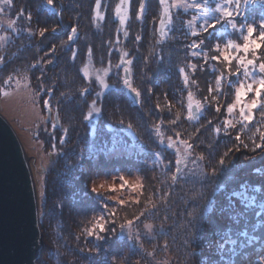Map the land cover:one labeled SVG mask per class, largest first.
<instances>
[{"label":"trees","instance_id":"1","mask_svg":"<svg viewBox=\"0 0 264 264\" xmlns=\"http://www.w3.org/2000/svg\"><path fill=\"white\" fill-rule=\"evenodd\" d=\"M114 1L101 0L100 16L95 15L96 0L0 3L2 14L13 20L10 37L0 45V86L10 76L27 75L42 111L47 99L58 119L51 125L43 121L38 135L46 149H57V156L44 171L38 202L43 249L37 264H150L157 253L170 254L177 264H253L264 256V148L252 151L253 142L264 144V110L254 109L251 122L224 124L237 64L211 59L223 40L216 30L221 21L201 34L200 19L193 31L185 24L191 12L178 9L182 17L175 16L167 34H159L158 0H145L139 20L141 0H130L128 35L121 36ZM40 29H47L44 36ZM196 35L207 40L193 56ZM114 41L127 51L121 53ZM109 57L116 68L108 67L113 85L99 97L96 78L86 76L83 66L106 64ZM122 60L131 63L122 65ZM124 68L141 93L138 101L123 84ZM189 93L197 97L191 104H202L196 117L188 107ZM93 100L101 112L91 124L84 116ZM169 137L199 153L207 179L173 180L179 149L168 147ZM131 169L139 173L141 187L123 205L121 197L109 199L104 192L101 202L91 192L99 175L119 177ZM99 216L115 228L100 233L102 240L85 231ZM129 220L133 225L154 222L153 234L119 235L120 225Z\"/></svg>","mask_w":264,"mask_h":264},{"label":"rangeland","instance_id":"2","mask_svg":"<svg viewBox=\"0 0 264 264\" xmlns=\"http://www.w3.org/2000/svg\"><path fill=\"white\" fill-rule=\"evenodd\" d=\"M120 3V0H115L113 6V10L115 12L116 5ZM223 5L225 0H207V4L205 5V0H165V4L160 5V16L157 20L158 21L165 9H167V23L163 29L164 35L170 30L172 26V21L175 16H178L180 19L182 17V12L185 10H189L191 12V19L186 18V25L191 27V30H196V23L193 22L198 21L201 22V26L204 23L205 18H211L220 15V12L217 10V4ZM199 5V7H197ZM205 7L208 8L207 13H205ZM231 5L229 8L231 9ZM182 12H179V10ZM100 10L95 6V15L100 16ZM143 14V12H140ZM121 14L125 17L127 16V6L123 7L121 10ZM116 16V15H115ZM117 17V16H116ZM118 22L116 24L117 29L120 31L121 36L124 35L125 26L126 24H121L119 17H117ZM234 19L237 21V29H233L230 24L221 21V25L216 28L218 32L223 33V40L218 45L220 49L223 50L224 46L228 43L229 40H232L236 43L243 44V36L247 34L246 32V25L252 24L256 31L253 34L254 38L259 37L260 31V24L261 21L264 20V0H249L248 3H244L243 0L241 2V12L239 15L234 13ZM12 19L8 18L5 14H2L0 11V45L6 41L11 35V31L9 30L12 28L9 25H13ZM244 24L245 28L240 30L239 25ZM157 27V26H156ZM157 29V28H156ZM119 33V34H120ZM161 33V34H162ZM118 34V35H119ZM221 38V39H222ZM117 45V49L124 53L125 45L123 43L119 44V41H114ZM229 52H233L232 49H228ZM233 55H240L245 56L247 59H255L257 69L258 64L262 60H264V48H261L256 53L255 57H253L252 52L243 53L241 52H233ZM91 58V57H90ZM118 57L117 60H119ZM106 64L98 65L94 67L90 61H88L83 66V72L86 76L91 75L96 78L98 83L97 93H100L99 97L105 92L108 88L112 87V82L110 81L108 67L113 68L116 71V68L113 65L114 59L110 57L106 59ZM237 64V61L233 59ZM111 64V65H109ZM251 71V66L250 69ZM124 72V70H122ZM124 74V73H123ZM257 75H259L257 71ZM236 80L234 81V92L231 97V102L228 105H235L231 112L228 111V105L226 108L227 115L224 118V124L226 126L233 125L234 123L238 122H247L244 120V116L241 115L240 109L241 107L245 106L246 104L250 103L253 94L248 93L246 98H242L241 102H236L235 97V90L241 86V84H248L251 82V78H246L243 75V66H240L239 72L235 75ZM8 80V79H7ZM28 76L27 75H20L12 77V80L7 85L0 86V112L10 121L13 125L14 129L16 130L17 134L19 135L21 142L24 146L26 153L29 155V159L31 162V167L35 179L36 191H37V198L38 202L40 200V196L42 194V186L44 183L45 177V169L48 167L49 164L56 158L57 156V149L55 147L46 149L43 141L39 135L40 131V124L44 121L46 117V111H42L41 104L39 103V97L33 91L28 83ZM104 81L105 84H108L109 87L104 88L100 81ZM6 81V80H5ZM4 81V82H5ZM264 97V94H262ZM197 97L191 96L189 99V103L194 101ZM197 105L200 106L199 111L202 107L201 103ZM98 107V104L95 105ZM93 105L90 107L92 109ZM191 113V111H190ZM254 113V109L252 110V116ZM245 114H247V109H245ZM96 113L92 117L89 118L90 123L92 124V119H94ZM51 122H54V114L51 112V119L49 120L50 125ZM174 145V149H179L177 151V159L181 161V168L179 170V176L181 178L189 179V178H198V179H207V174L204 169L202 158L199 156L192 147H188V143L186 142H179V144ZM179 153V155H178ZM183 154V155H182ZM176 172V168H175ZM177 173V172H176ZM119 177H106L105 175H99L93 181L96 182H106V184L115 183L117 188L115 191H108V195L115 198H120V200H125L129 196L134 197V193L136 190H139L141 187V177L136 170L130 171H122L118 173ZM123 176L127 181L128 185H126L123 189L119 188V184L123 183L120 180V177ZM96 194V193H95ZM151 225L149 228L148 226ZM154 222H144L142 224L136 225H126L124 229H120L119 235H124L126 237L135 236L137 238L140 237L141 234L143 236H150L153 234L154 231ZM162 255V256H161ZM175 257L171 256L170 254H160L157 253L152 257V261L150 264H177L173 260ZM253 264H264V256H260L259 259L254 262Z\"/></svg>","mask_w":264,"mask_h":264},{"label":"snow or ice","instance_id":"3","mask_svg":"<svg viewBox=\"0 0 264 264\" xmlns=\"http://www.w3.org/2000/svg\"><path fill=\"white\" fill-rule=\"evenodd\" d=\"M130 0H120V3L116 5V9H115V15L117 17H119L120 19V23L124 24L125 23V19L126 17L124 15L121 14V10L123 7L128 6L129 5ZM158 2L163 5L165 4V0H158ZM241 2L242 0H225V3L223 5L221 4H217L216 8L217 10L220 12V15L215 16V17H211V18H205L204 19V23L203 26L201 27V34H206L208 33L209 29L214 27L215 24H218L220 21H224L225 23H228L231 25V27L233 29H237V21L234 19V13L236 15H239L241 12ZM244 3H248L249 0H243ZM0 3L3 4H8L11 5L12 0H0ZM54 0H47V4L48 5H53ZM207 4V0H205V5ZM229 5H231V9L229 8ZM101 6V0H96V8L99 9ZM197 7H199V5H197ZM3 9L0 8V11H2ZM205 13H207L208 8L205 7ZM145 11V0H141L140 3V12ZM165 14H167V9H165ZM137 19H141L140 13H138L137 15ZM29 20H30V16H29ZM163 23V21H162ZM10 27L12 26L11 24L9 25ZM260 31H259V37L258 38H254L253 34L256 31V28L252 25V24H247L246 25V32L247 34L243 36V44L240 43H236L232 40H229L228 43L224 46V49L221 50L219 45H216V51L218 53V55L216 56H212L211 59L212 60H216L219 61L222 58V62H224L226 64V66H230L232 63V60L235 59L237 61V72H239L240 70V66H243V75L246 78H251V82L244 85L241 84V86L239 88H237L235 90V97H236V102L239 103L241 102L242 98H246L248 93H252V99L250 101V103L246 104L245 106L241 107L240 112L241 115L244 116V120L251 122L253 120V116H252V110L253 109H261L264 110V97H262V94H264V60H262L261 62H259L258 64V69H257V65H256V61L255 59H247L245 56H240V55H233V52H243V53H249L250 51L253 54V57H255L256 53L258 52L259 49L264 48V20L261 21L260 24ZM240 30H243L245 28L244 24H240L239 25ZM55 30V29H53ZM47 31V29H40L39 31V35L44 36L45 32ZM71 32L73 34H75L77 32L75 27H71ZM125 36L128 35L127 32L124 33ZM141 39V37L138 35L136 36V40L139 41ZM196 39L199 40V35H196ZM68 40L71 41L73 40V35H69L68 36ZM207 40V35H205V39L204 40H199V44H197L195 41L190 45L191 48L194 50L192 55L196 56L198 54L199 51H202L204 45H205V41ZM228 49H232L233 52H229ZM209 51H211V49H209ZM73 55L75 56V53H73ZM125 55H127V53H125ZM207 55V54H205ZM3 58L0 57V60H2ZM123 63H131V61H123L122 60V64ZM251 66V71L249 70ZM117 68L121 67V65H117ZM193 68H195V65L192 66ZM125 73L128 72V69L125 68L124 69ZM181 73L184 72V69L181 68L180 69ZM257 71L259 73V75H257ZM229 72H230V67H229ZM231 74V72H230ZM86 75V74H85ZM220 79L221 77H217V84L219 85L220 83ZM12 77L10 76L8 78V80H6L4 83L7 85L11 82ZM185 81L187 82V77H185ZM100 84L104 87L107 88L109 87L108 84H105L104 81H100ZM123 84L131 91L135 94V97L138 98L140 97L141 93L139 90H137L135 87H133L132 82L129 78H124L123 79ZM149 91H151L149 89ZM49 95L51 94V89L48 90ZM100 93H97V96H99ZM189 99H191V93H189ZM97 101L93 100L92 101V109L88 111L87 115L84 116L85 120H89L90 117H92L94 115V113H100L101 112V108L100 107H96ZM43 104L47 107L50 104V101L45 99L43 100ZM235 105H228V111L231 112L233 110ZM157 107H159V105H157ZM189 109L193 108V105L190 103L188 105ZM196 110L197 112L199 111L200 106L196 105ZM245 109H247V114H245ZM218 110V109H217ZM191 118V116H190ZM156 133L158 136H162V134L160 133L159 127L156 128ZM178 135V134H177ZM261 140H264V135H262ZM237 140L240 139L239 136L236 137ZM169 144L168 147H174V145L172 144V138L169 137ZM61 143H64L63 138H61ZM161 142H163V140H161ZM242 146L244 148H248V144H245L243 142ZM253 148L252 151H255L257 148H264V144H257L255 142H253ZM188 147H191V145H188ZM231 151V149L229 150V152ZM229 153L225 152L224 156H227ZM159 155V154H158ZM180 159L176 160V168H177V175L173 176V180H177L179 179V166H180ZM219 163L223 164L224 163V159L223 157L220 159ZM213 173H215V169H213ZM120 180L123 181V183L119 184V188L123 189L126 185H128V181L121 176ZM117 188V185L115 183H111V184H106V182H96L93 181L91 183V192L92 193H96L97 196L99 197V199L101 200V202L104 201V196L103 193L104 192H108V191H115ZM233 196H237L240 195L239 193H232ZM109 199H115V197H109ZM119 204L123 205L125 203L124 200H119L118 201ZM104 208L107 209L108 208V204L106 202H104L103 204ZM110 216H114L115 215V209H112L109 212ZM109 221L105 219L104 216H99L95 218V221L92 223L91 228L86 229V234L88 236H95V238L97 240H102L104 239V236L100 235V233H105L108 231H112L115 232V228H111L109 229L107 227ZM112 223H115V220L112 221ZM132 221H126V224H121L120 228L124 229L126 227V225H131ZM149 228L151 227V225L148 226ZM228 243H235V241H227ZM221 248H223V244L220 245ZM98 251V249H97Z\"/></svg>","mask_w":264,"mask_h":264},{"label":"water","instance_id":"4","mask_svg":"<svg viewBox=\"0 0 264 264\" xmlns=\"http://www.w3.org/2000/svg\"><path fill=\"white\" fill-rule=\"evenodd\" d=\"M166 23L167 14L163 12L157 24L159 34ZM126 77L129 78V72L124 71ZM128 93L138 101L129 89ZM192 105L190 111L196 117L197 104ZM50 119L51 110L46 107L45 121ZM54 121L58 122L56 112ZM42 249L38 198L29 155L13 125L0 112V264H37Z\"/></svg>","mask_w":264,"mask_h":264}]
</instances>
